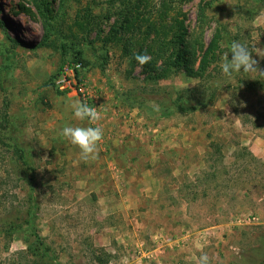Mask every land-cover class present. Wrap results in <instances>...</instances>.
I'll list each match as a JSON object with an SVG mask.
<instances>
[{"label": "rangeland", "instance_id": "rangeland-1", "mask_svg": "<svg viewBox=\"0 0 264 264\" xmlns=\"http://www.w3.org/2000/svg\"><path fill=\"white\" fill-rule=\"evenodd\" d=\"M111 3L0 0V264H264V78L220 70L233 40L264 68V0L182 2L194 68L220 37L203 76L156 82L104 44ZM76 57L104 131L87 162L53 84Z\"/></svg>", "mask_w": 264, "mask_h": 264}, {"label": "trees", "instance_id": "trees-1", "mask_svg": "<svg viewBox=\"0 0 264 264\" xmlns=\"http://www.w3.org/2000/svg\"><path fill=\"white\" fill-rule=\"evenodd\" d=\"M111 1L112 6L115 1L118 2L116 7V10H118L117 19L104 37V44L116 46L120 50L121 56L128 59V66L131 69L137 64L134 55L142 53L151 57L150 63L143 66L148 81L156 82L159 79H167L181 70H184L188 77L199 78L203 76L207 69L208 59L213 58L211 52L212 49H216V41L220 37V33L216 32L212 41L200 56L198 65L194 68L193 65L196 62L195 47L192 41L188 40V32L184 25L185 15L179 9V5L187 0H157L162 10L159 15L160 25L150 20V11H146L149 2L146 0L144 1V12L140 10L139 5L131 6L129 10L128 8L123 10L130 3V0ZM121 7L123 8L120 9ZM198 16L199 24H202L205 19L204 8H199ZM77 24L80 26V23ZM200 29H202V26H200ZM145 40H147L148 45H146ZM139 42L141 47L135 50L136 44ZM201 49L202 47L199 51ZM75 60L82 62L81 58L78 57L73 59V61ZM158 62L159 64H157ZM172 104L176 106L177 110L185 111L175 102ZM190 110H193V108Z\"/></svg>", "mask_w": 264, "mask_h": 264}, {"label": "clouds", "instance_id": "clouds-1", "mask_svg": "<svg viewBox=\"0 0 264 264\" xmlns=\"http://www.w3.org/2000/svg\"><path fill=\"white\" fill-rule=\"evenodd\" d=\"M226 47L228 50L223 53L220 63L223 76L232 78L245 73L264 78V68H261L258 60L253 58L252 49L236 40L231 41ZM134 59L141 68L151 61L149 55L142 53H136ZM69 108L73 118L86 122V126L65 125L59 132L60 136L79 149L82 160L87 162L97 159L104 137L103 128L99 126V121L102 119L101 112L98 108L80 100L70 102ZM198 264H210L209 256L207 254L199 256Z\"/></svg>", "mask_w": 264, "mask_h": 264}, {"label": "built area", "instance_id": "built-area-1", "mask_svg": "<svg viewBox=\"0 0 264 264\" xmlns=\"http://www.w3.org/2000/svg\"><path fill=\"white\" fill-rule=\"evenodd\" d=\"M82 62L79 60L65 62L56 74L53 84L61 93L74 95L80 98L81 102L91 105L93 96L84 88L82 79ZM176 244L180 239H176ZM174 242V241H173Z\"/></svg>", "mask_w": 264, "mask_h": 264}]
</instances>
